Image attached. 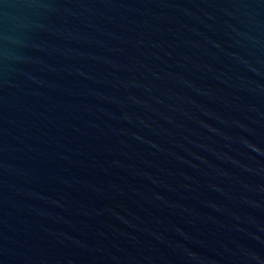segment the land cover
Listing matches in <instances>:
<instances>
[{
  "label": "water",
  "instance_id": "obj_1",
  "mask_svg": "<svg viewBox=\"0 0 264 264\" xmlns=\"http://www.w3.org/2000/svg\"><path fill=\"white\" fill-rule=\"evenodd\" d=\"M0 264H264V0H0Z\"/></svg>",
  "mask_w": 264,
  "mask_h": 264
}]
</instances>
